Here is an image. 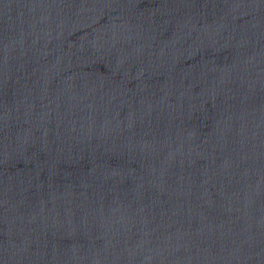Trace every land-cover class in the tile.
Masks as SVG:
<instances>
[{"label": "water", "instance_id": "1", "mask_svg": "<svg viewBox=\"0 0 264 264\" xmlns=\"http://www.w3.org/2000/svg\"><path fill=\"white\" fill-rule=\"evenodd\" d=\"M0 264H264V0H0Z\"/></svg>", "mask_w": 264, "mask_h": 264}]
</instances>
